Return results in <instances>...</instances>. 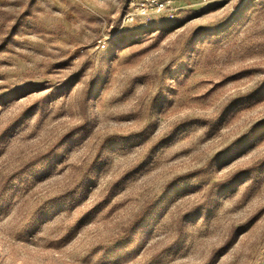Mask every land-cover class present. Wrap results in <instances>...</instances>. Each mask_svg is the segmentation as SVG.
Masks as SVG:
<instances>
[{"label": "rangeland", "instance_id": "rangeland-1", "mask_svg": "<svg viewBox=\"0 0 264 264\" xmlns=\"http://www.w3.org/2000/svg\"><path fill=\"white\" fill-rule=\"evenodd\" d=\"M138 1L0 0V264H264V0Z\"/></svg>", "mask_w": 264, "mask_h": 264}, {"label": "built area", "instance_id": "built-area-1", "mask_svg": "<svg viewBox=\"0 0 264 264\" xmlns=\"http://www.w3.org/2000/svg\"><path fill=\"white\" fill-rule=\"evenodd\" d=\"M166 6L164 0H139L136 9L138 13H148L151 11L163 10Z\"/></svg>", "mask_w": 264, "mask_h": 264}, {"label": "trees", "instance_id": "trees-1", "mask_svg": "<svg viewBox=\"0 0 264 264\" xmlns=\"http://www.w3.org/2000/svg\"><path fill=\"white\" fill-rule=\"evenodd\" d=\"M231 242H232V240L230 238L226 239V245H225V247L228 246Z\"/></svg>", "mask_w": 264, "mask_h": 264}]
</instances>
